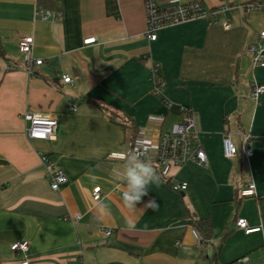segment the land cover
<instances>
[{"label": "crops", "instance_id": "1", "mask_svg": "<svg viewBox=\"0 0 264 264\" xmlns=\"http://www.w3.org/2000/svg\"><path fill=\"white\" fill-rule=\"evenodd\" d=\"M40 1L60 15L42 20ZM201 1L214 8L247 0ZM262 30L264 11L238 7L217 21L164 27L151 40L145 0H0V264L22 263L25 255L12 249L18 240L29 241V264H206L203 253L217 254L218 264H264V96L257 104L250 98L252 83H264V66L254 67L247 51ZM28 35L34 59L43 60L33 73L18 47ZM88 37L97 41L85 44ZM154 66L161 93L154 90ZM183 106L192 110L208 164L173 166L135 209L126 207L111 179L119 154L169 132L184 120ZM28 110L57 118L52 139L28 137L22 116ZM226 133L239 149L234 157L224 155ZM244 133L252 135L249 158ZM52 169L68 177L57 190ZM252 180L256 195L241 198ZM176 182L187 189L175 191ZM188 211L211 221L214 235L204 252ZM239 218L260 230L245 232Z\"/></svg>", "mask_w": 264, "mask_h": 264}, {"label": "built area", "instance_id": "2", "mask_svg": "<svg viewBox=\"0 0 264 264\" xmlns=\"http://www.w3.org/2000/svg\"><path fill=\"white\" fill-rule=\"evenodd\" d=\"M238 7H242L248 12L254 10L264 11V0H247L239 6L227 4L223 1L222 4L214 8H206L201 0L175 4L173 6H162L157 0H145L146 34L151 40H156L158 31L164 27L201 17L212 18V20L217 21V17L225 15ZM53 14L60 15V12L40 7L36 11V15L42 20L49 19ZM226 27H228V24H226ZM96 41V37H88L84 40V43L91 44ZM33 46V35L24 36L18 42L19 50L24 55L27 70L30 73H33V65L43 63L42 59H34L32 55ZM247 51L251 55L254 67L264 66V30L259 32L258 39L247 47ZM152 72L154 76V90L156 93H161L164 82L159 76L158 67H152ZM63 79L65 82H72V78L69 75H63ZM261 96H264V83H252L250 98L257 104ZM75 109L76 106L74 104L69 106L70 111ZM182 109L184 112V120L182 122L174 124L169 132L161 133L156 139L143 138L137 140L133 143L130 150L139 151L148 162L154 163L159 176L165 179L169 178L173 166L182 165L188 161H195L201 165L208 164V158L201 146L192 110L188 106H183ZM22 116L28 122L26 132L31 139L50 140L57 132L58 120L54 116L31 110L25 111ZM243 149L247 158L252 156V135L250 133L243 134ZM223 151L226 157H234L239 152L238 147L233 143L228 133L224 136ZM42 161L45 165L50 164V160L46 154H42ZM49 175L54 190L59 189L61 185L68 181V177L62 169H52L49 171ZM187 187V182H176L173 183L172 188L175 191L183 192ZM92 195L94 200L99 201L102 198L101 188L96 186ZM239 195L241 198L255 196V182L253 180L249 181L240 189ZM236 225L247 233L260 230V227L250 228L244 218H239ZM111 231V229H106V235L111 234ZM197 238L201 243V238L198 235ZM12 249L25 255L21 264H29V259L26 255L29 250V241L18 240L12 244ZM241 261L243 259L238 260L237 263Z\"/></svg>", "mask_w": 264, "mask_h": 264}, {"label": "clouds", "instance_id": "3", "mask_svg": "<svg viewBox=\"0 0 264 264\" xmlns=\"http://www.w3.org/2000/svg\"><path fill=\"white\" fill-rule=\"evenodd\" d=\"M119 156L122 163L112 168L111 179L116 188L122 190L124 205L135 209V205L148 194L150 185L159 184L160 176L139 151L120 153ZM146 206L153 210L158 207L155 202H149ZM126 227L127 230L134 231L136 225L129 221Z\"/></svg>", "mask_w": 264, "mask_h": 264}, {"label": "trees", "instance_id": "4", "mask_svg": "<svg viewBox=\"0 0 264 264\" xmlns=\"http://www.w3.org/2000/svg\"><path fill=\"white\" fill-rule=\"evenodd\" d=\"M38 6L39 7H45V5L41 3V1H40V3H39ZM51 9H55V8L52 6ZM3 56H4V49H3L2 40H1V37H0V58L3 57ZM112 116H113V114H111V118H112L113 121L118 122V123H121L119 121H116V119L113 118ZM133 127L135 128V126H133ZM132 138L133 139L136 138L135 132H134ZM133 143H132V145H133ZM132 145H131V147H132ZM171 186L173 187V183H171ZM188 216L190 218L189 224L194 228V230L197 233V235L201 238V241H202L201 250H202V252H204L203 250H205L206 247L209 244H211V241H212L213 235H214V229L212 227L211 221H210L209 218H197L194 215L190 214L189 211H188ZM203 256H204V258L206 260V264H218L216 262L217 254L214 255V258H212V257L211 258H208V256L205 253H203ZM235 263L236 262H234L232 264H235Z\"/></svg>", "mask_w": 264, "mask_h": 264}]
</instances>
